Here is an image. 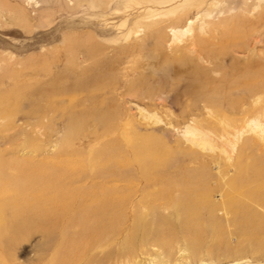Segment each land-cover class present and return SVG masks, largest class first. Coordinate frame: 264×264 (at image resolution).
<instances>
[{"label": "bare ground", "instance_id": "6f19581e", "mask_svg": "<svg viewBox=\"0 0 264 264\" xmlns=\"http://www.w3.org/2000/svg\"><path fill=\"white\" fill-rule=\"evenodd\" d=\"M3 1L0 0V17L4 11L2 9ZM31 1L34 0H27L28 6L33 5ZM82 1L76 0V2ZM179 1L181 0L143 1L152 7H157V10L154 12L147 10L144 18L136 21L132 29L129 27L130 31L123 38L130 43L121 46L117 54L112 55L110 53L111 55H108V60H105L104 63H101L100 58L97 59L99 63L94 60L96 62L92 66H96L95 70L98 72L92 75L93 79L87 75L90 73V69L93 68H90L89 65L81 69L79 67H76L75 70L72 69L74 70L71 72L73 75L70 73V75L67 74V77L64 75L57 78L55 76L51 79L48 78V80L50 79L49 84L52 83L54 89L36 91L42 99L41 103L51 98L55 100L56 97L64 96L68 91L70 93L71 90L66 87L68 85L60 87V89H58L59 86H56L60 85L66 78L69 79L71 76V82L72 79H75V82L80 78L79 76H83L85 80L90 79V81L95 80V82L101 83V80L106 79L115 70H118L117 68L123 63V60L131 58L136 66L131 65L133 69L130 68V71H133L135 75L132 76L131 81H124L128 86L127 93L125 91L124 94L130 95V97H140L144 95L142 89L145 88L149 90L147 97L153 100L159 92H167L174 100H176V97L180 99L181 105L197 106L198 110L190 114L195 118L194 120H219L221 132L227 133L233 130L235 140L226 142V145L234 148L236 141L241 139L244 132H250L256 136L255 142L253 141L251 144L264 148V130L260 131L261 126H264L261 123L264 120V53L262 58L256 47H254L255 43L253 46L251 42L264 28V0H258V3L254 2L256 0H184L183 3L177 4ZM93 2L95 7L96 5L99 6V0H93ZM131 2L142 4L137 3L136 0H131ZM110 4L112 3L110 2ZM136 4L134 6H137ZM167 7L170 8L167 9ZM72 8L71 10H73ZM125 12L127 13V10ZM214 14L223 15L225 18L217 22L211 21ZM226 14L230 16H226ZM13 15H15L16 20L20 19L18 14ZM195 18L196 21H193ZM16 22L10 20L6 24H15L25 30L27 29L28 26L23 21L18 22V24ZM125 23H120V28L122 26L127 27ZM31 30L33 31V28ZM261 35H264V33ZM68 38L66 35L63 37L64 42H66V53L68 51L74 53L73 49L77 48L78 43L76 44V40H68ZM138 38H141L140 41H138ZM263 41L261 42L264 43ZM181 42L183 45L179 44ZM257 42H260V40ZM118 46L116 45V48ZM101 49V45L95 41L87 49L88 51H77L85 57L97 58L102 53ZM109 49L112 50V48ZM238 49H247L248 56L243 58L232 56ZM119 56L120 60L117 62ZM227 57H230V59ZM10 58L12 59V57ZM89 60L92 61L91 58ZM227 60L230 62L227 63ZM142 61L155 63V66L150 67L147 64L145 67V64L141 63ZM140 68L143 69L142 72L140 70L138 72L137 69ZM85 80L82 81V84L80 83V85H83L81 86L82 89L85 87L84 85H87ZM35 81V83L38 82ZM154 83L156 85L152 87ZM80 85L77 84V86ZM98 86L94 91L99 90ZM15 94L14 91V93H10L9 97L13 99ZM239 95L241 97H238ZM97 104L98 101L94 105L96 108ZM175 104V102L170 101L167 105L174 107ZM46 107L44 108L46 109ZM224 107L228 108L225 109ZM236 114L240 117H237ZM114 116L119 117L118 114L107 111L104 112L101 120H111ZM169 117L170 115H167L165 119ZM142 118L160 120L155 116L148 115H142ZM226 120L244 121L233 126L228 124ZM211 131L213 130L208 125L195 124L193 128L187 131V136H189L187 140L193 146H199L203 150L214 151L219 148L220 151L227 154L224 147H219L217 142L212 140ZM193 137L195 139H192ZM62 144H64V140L61 142ZM61 145L57 146L55 151L56 149L57 151L60 148L62 149ZM12 162H10V165ZM50 163L48 165L50 178L43 187L45 197L36 198V196L24 202H20L16 197V177L13 176L8 180L9 186H6L0 171V264H15L12 257L8 255L5 246V249L2 246L8 239L7 235L15 236L18 232L21 233L19 231L22 228V226H19L21 222L33 223L35 220L33 216L20 213L22 205L31 208L39 207L43 212V217L44 214H54L59 207L62 209V211L61 209L58 211L57 217H50L51 223L47 221V226L51 225L49 226V232L45 230V234L49 233L51 235L54 230H58V228H54L59 224L54 223L58 220L61 223L64 222L68 227L65 230L67 232L60 238L61 243L59 249H57L58 251H53L56 253L51 254L52 257L47 264H80L82 261L83 264H218L216 262L217 251L215 247L218 242L227 240V224L225 223L233 226L235 230L241 231L247 227H259L261 224H257L256 221L264 219L258 211V207L264 208V169H253L254 166L253 168L249 166L251 161L246 165L247 168L241 166L234 171L236 176L233 177L232 181L219 183L216 188L208 184V180L212 175L207 169L203 173L200 171L194 172L195 170L188 172L187 170L188 174L179 178L174 174H170L169 171L166 172V170L155 173L154 170L146 169L145 173L148 179L145 178V180H148V182L145 181V184H148L144 188L141 185V191L137 188L139 185L133 183V181H130L133 184L128 181L127 186L122 184L125 187L120 186L119 182L117 184L120 187L115 182V184L110 182L98 183L78 190V187L75 189L74 185L62 182L60 179L61 174L57 171L66 173L82 170L87 165L85 162L81 161L79 164H74L59 159L57 161L52 160ZM17 166L14 162L8 170L16 171ZM223 176L220 172L219 177L224 179ZM216 189L220 191L221 200L219 201L213 200L212 194ZM137 190L140 191L139 195ZM127 204H130L128 207H131L128 208L130 211L127 210L128 213H131V220L128 224L124 223L126 226L121 229L123 223L120 225V222H123V219L127 220V217L124 218L126 211L124 208H127ZM72 208L76 211L70 215L69 211ZM219 211L230 218L226 217L227 220L220 218ZM44 227L46 226L44 225ZM119 236H121L120 239ZM50 237L52 238V236ZM49 242L50 239L47 244ZM104 249H108L106 257L98 259L95 253ZM231 252L239 254L243 252V249L236 248ZM88 253H94L93 258L85 262Z\"/></svg>", "mask_w": 264, "mask_h": 264}, {"label": "rangeland", "instance_id": "374dc122", "mask_svg": "<svg viewBox=\"0 0 264 264\" xmlns=\"http://www.w3.org/2000/svg\"><path fill=\"white\" fill-rule=\"evenodd\" d=\"M83 1H86V3ZM83 1L34 0L31 1L33 5L29 6L27 0L3 1V19L2 16L0 17V171L6 186H9L8 180L13 176L16 177V197L20 202L36 196V198L45 197L43 187L50 178L48 165L50 161L59 159L74 164H79L81 161L87 164L84 169H80L81 171L70 170L71 172L66 173L57 171L61 174L60 179L62 182L70 183L74 185L75 189L78 187V190L98 183L110 182L111 184L116 183V185L119 182L120 186L125 187L128 181H133V183L139 185L137 188L141 191L148 184H145V181L148 182V180H145V178L148 179L145 173L146 169L154 170L155 173L166 170V172L169 171L170 174H174L178 178L188 174L187 170L188 172L195 170L194 172L200 171L203 173L207 169L212 175L208 180V184L216 188L219 183L232 181L233 177L236 176L234 171L241 166L247 168L246 165L250 161L249 166L252 168L254 166L253 169H264V148L251 144L256 140V136L250 132H244L233 148V146L226 145V142L235 140L233 130L227 132L228 134L223 133L220 131L219 120H194L195 118L190 116L191 113L198 110L197 106L184 104L185 107H183L184 105H181L180 99L176 97V100H174L167 92H159L152 100L147 97L149 90L145 88L142 89L144 95L140 97H130V95L124 94L128 90V86L124 81H131L132 76L135 75L133 71H130V68L133 69V65L136 66L131 58L123 60V63L117 68L118 70H115L106 79L101 80V83L95 82V80H91V82L90 79L85 80L83 76H79L78 80L76 79L78 82H74L75 79H72L71 82L70 76V80L67 78L64 80L66 84L62 81L60 85H56L59 86V88L56 87L58 89L68 85L66 87L71 90L70 93L68 91L64 96L56 97L55 100L51 98L41 103L42 99L36 91L54 89L52 83L49 84V80L54 76L55 78L64 75L67 77V74L70 75L76 67L81 69L89 65L90 68L93 67V70L90 69L91 71L87 75L93 79L92 75L98 71L95 70L96 66H92V64L96 61L99 63L98 58H100L101 63H104L105 60H108L110 53L112 55L117 54L121 46L130 43L124 40L123 37L130 31V28L134 27V23L144 18L147 10H151V12L157 10V7L145 3L147 0H136L137 3L142 4H136L131 0H99L102 4L99 2V6L96 5V7L93 0ZM110 2L112 4L109 5ZM183 2L184 0H181L177 4ZM254 2L258 3V0ZM134 4L137 6H134ZM132 6L135 8L133 9ZM127 8L131 10L129 11ZM126 10L128 15L125 12ZM13 14H18L20 19L16 20ZM226 16L230 15L226 14ZM6 17L11 21H17V24L23 21L28 26L27 29L25 30L15 24H6L10 21ZM222 18H225V16L214 14L211 21L217 22ZM126 21H128V24L125 23ZM193 21H196V18ZM120 23H125L127 27L122 26L124 29L120 28ZM31 28H33V31ZM24 30L29 33L26 34ZM263 30L264 28H262ZM262 31L255 36L257 39L254 37L256 42H254L255 40L251 42L253 46L255 43L254 47L263 58L264 43L261 41H263L264 35L261 34L264 32ZM65 35L67 38L69 37L68 40H76V44L78 43V49H73L74 53L69 51L66 53V42L63 39ZM81 37L83 38L81 39ZM84 38L86 41H84ZM140 39L138 38V41ZM92 40H95L102 48V53L97 58L85 57L77 51H88L87 49L95 43ZM259 40L260 42H257ZM54 44L56 45L53 46ZM179 44L183 45L182 42ZM57 45L59 48H56ZM116 45L119 46L116 48ZM109 48H112V50ZM70 54L71 56H69ZM232 56L237 58L248 56L247 49H238ZM86 58H88L86 61L88 64L84 62ZM90 58L93 62L89 60ZM227 58L230 59V57ZM119 60L120 56L117 62ZM229 62L227 60V63ZM141 63H144L145 67L147 64L150 67L155 66V63L151 62L142 61ZM65 65H68V67ZM137 70L142 72L143 69ZM71 75L73 74L71 73ZM48 78L50 79L48 80ZM81 78L85 80L87 85L89 84L88 86L84 85L83 89L81 88L83 85H80L83 81ZM35 80L38 81V85ZM76 83H79L80 86H77ZM42 84L44 85L42 86ZM96 84L99 85L98 91H94L97 88ZM155 85L154 83L152 87H155ZM14 91L16 94L12 99L9 95ZM238 97H241V95ZM96 101H98L97 108L94 106ZM170 101L175 102L177 105L175 104L174 107L167 105ZM40 103L41 105H39ZM53 103H55L54 106ZM182 107L183 109H181ZM107 111L114 112L119 117L114 116L111 120H101L104 112ZM142 115L155 116L160 120H146L142 118ZM167 115H170L169 120L165 119ZM236 116L240 117L237 114ZM226 121L228 124L236 126L244 120ZM262 121L261 123L264 125V120ZM195 124L211 127L213 130L211 131L212 140L217 142L219 147H224L227 154L220 151L219 148L209 151L203 150L199 146H193L187 140L189 138L187 131L193 128ZM262 129L264 130V126H261L260 131ZM64 136L67 138L65 139ZM192 139H195V137ZM63 140L64 144L61 145ZM60 145L62 149L60 148L58 151L56 149L55 151V148ZM10 162H12V166L14 162L18 165L17 169L15 168L16 171L8 170L11 166ZM220 172L221 175H224L225 180L219 177ZM122 184L126 185L123 186ZM139 190H137L138 195L140 194ZM212 196L215 201L221 200L220 191L217 189ZM128 205L130 204H127V208H124V210L126 209L124 218L127 217V220L123 219V222H120V225L123 223L121 229L131 220V213L127 212V210L130 211L128 208L131 207H128ZM60 209L61 207L54 214H44L43 217V212L39 207L31 208L24 205L20 207V213L33 216L35 220L33 221L34 224L21 222L19 224V226H22L19 230L21 233L18 232V235L15 234V236L7 235L8 239L2 245L3 248L5 246L8 255L12 257L15 264H47L52 255L58 251L57 249H59L61 243L60 238L68 229L66 224L61 223L59 220L55 221L54 223L60 225L55 224L58 227L55 226L54 228H58V230H54L51 235L49 233L45 234V232H49V226L51 225L47 226V221L51 223L50 217H57ZM75 211L72 208L69 214L72 215ZM258 211L264 218V208L258 207ZM126 212L129 214V218ZM218 215L224 220L230 218L225 216L222 211H219ZM256 222L261 225H258L257 228L247 227L241 231L235 230L233 226L225 223L227 224V240L218 242L215 247L217 251L216 262L218 264H264V219H259ZM56 231L58 232L56 233ZM120 237L118 238L120 239ZM49 239L50 242L47 244ZM236 248H242L243 252L239 254L232 253L231 251ZM107 250L98 251L95 256L98 259H104ZM93 254L88 253V257L86 254L87 258L83 254L86 260H84V257L82 259L88 262L93 258ZM90 256L91 258H89ZM80 264H83V261Z\"/></svg>", "mask_w": 264, "mask_h": 264}]
</instances>
